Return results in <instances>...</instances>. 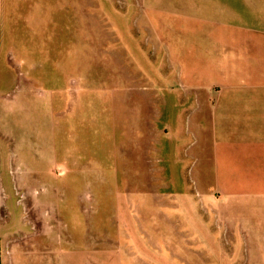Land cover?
<instances>
[{
    "label": "rangeland",
    "instance_id": "obj_1",
    "mask_svg": "<svg viewBox=\"0 0 264 264\" xmlns=\"http://www.w3.org/2000/svg\"><path fill=\"white\" fill-rule=\"evenodd\" d=\"M67 1L0 61V264L88 244H114L115 264H264V225L227 212L207 238L188 206L186 85L219 77L202 54L218 35L264 46V0Z\"/></svg>",
    "mask_w": 264,
    "mask_h": 264
},
{
    "label": "crops",
    "instance_id": "obj_2",
    "mask_svg": "<svg viewBox=\"0 0 264 264\" xmlns=\"http://www.w3.org/2000/svg\"><path fill=\"white\" fill-rule=\"evenodd\" d=\"M61 7L66 12L68 1L0 0V61L10 45L30 53L33 38L48 35L52 21L60 20ZM52 12L57 18L52 19ZM230 33L214 35L218 40L202 48L204 61L218 66L217 80L186 83L195 92L190 99L196 116L187 144L193 166L187 203L207 238L211 221H227V212L246 215L256 230L264 225V46L259 35L249 39L256 31ZM236 36L248 40H225ZM212 86L219 87L217 93ZM85 246L64 264H115L114 244L110 249L105 244Z\"/></svg>",
    "mask_w": 264,
    "mask_h": 264
}]
</instances>
